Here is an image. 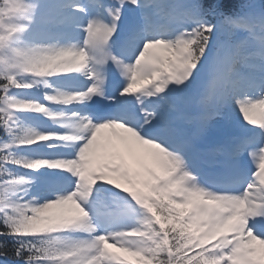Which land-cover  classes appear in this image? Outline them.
<instances>
[{
	"label": "snow or ice",
	"instance_id": "6c2138e0",
	"mask_svg": "<svg viewBox=\"0 0 264 264\" xmlns=\"http://www.w3.org/2000/svg\"><path fill=\"white\" fill-rule=\"evenodd\" d=\"M0 264H264V0H0Z\"/></svg>",
	"mask_w": 264,
	"mask_h": 264
},
{
	"label": "rangeland",
	"instance_id": "374dc122",
	"mask_svg": "<svg viewBox=\"0 0 264 264\" xmlns=\"http://www.w3.org/2000/svg\"><path fill=\"white\" fill-rule=\"evenodd\" d=\"M107 133V130H102V134H106ZM125 159L126 161L129 163L130 161H132L133 159L130 157V156H125ZM112 251H116V252H119V249L118 248H114V249H111ZM120 255L122 254V252L119 253Z\"/></svg>",
	"mask_w": 264,
	"mask_h": 264
},
{
	"label": "trees",
	"instance_id": "16d2710c",
	"mask_svg": "<svg viewBox=\"0 0 264 264\" xmlns=\"http://www.w3.org/2000/svg\"><path fill=\"white\" fill-rule=\"evenodd\" d=\"M124 256H126L130 260H135V257L130 256L129 254L125 253Z\"/></svg>",
	"mask_w": 264,
	"mask_h": 264
},
{
	"label": "bare ground",
	"instance_id": "6f19581e",
	"mask_svg": "<svg viewBox=\"0 0 264 264\" xmlns=\"http://www.w3.org/2000/svg\"><path fill=\"white\" fill-rule=\"evenodd\" d=\"M69 84V83H68Z\"/></svg>",
	"mask_w": 264,
	"mask_h": 264
}]
</instances>
